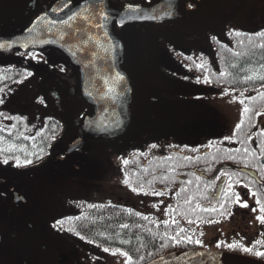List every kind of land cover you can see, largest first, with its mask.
Returning <instances> with one entry per match:
<instances>
[{"label": "flooded vegetation", "instance_id": "obj_1", "mask_svg": "<svg viewBox=\"0 0 264 264\" xmlns=\"http://www.w3.org/2000/svg\"><path fill=\"white\" fill-rule=\"evenodd\" d=\"M107 1L120 9L158 0ZM166 1L180 13L174 21L136 26V34L116 27L138 55L140 66L128 69L139 98L134 97L133 125L124 138L88 142L104 145L100 150L85 147L62 158L70 142L59 144L68 127L59 111L74 115L75 139L76 119L86 107L73 94L74 70L61 54L19 53L17 63L8 65L0 59L1 69L31 73L0 88V264H125V256L112 254L113 232L103 233L104 221L111 227L116 209L126 216L125 230L144 231L149 244L169 240L184 248L176 252H224L264 262L255 255L264 252V225L256 220L261 215L256 201L264 203V36L259 35L264 33V0ZM150 37L159 46L156 67L137 44ZM151 72L156 79L148 80ZM35 83L42 96H33ZM19 93L32 99L21 109ZM227 105L236 111L226 114ZM244 107L251 110L243 113ZM55 129L58 137L43 159L9 158L7 150L37 149ZM57 179L58 186H52ZM232 193L249 207H240ZM22 194L28 198L20 206ZM40 195L53 199L54 221L30 202ZM233 242L241 247L228 249Z\"/></svg>", "mask_w": 264, "mask_h": 264}, {"label": "water", "instance_id": "obj_2", "mask_svg": "<svg viewBox=\"0 0 264 264\" xmlns=\"http://www.w3.org/2000/svg\"><path fill=\"white\" fill-rule=\"evenodd\" d=\"M53 8L58 11L53 12ZM179 14L174 6L168 7L166 0L131 8L124 6L120 9L107 0L49 2L0 0V44L5 45L0 48L3 65L16 64L15 55L19 53L56 51L74 70L73 94L81 99L86 111L82 118L76 119L75 124L79 130L75 139L76 131H72L74 115L70 114L68 117V113L63 114L59 111L60 118L68 126L67 135L64 140H59V144L66 147L70 142L62 153V158L85 150V147L88 151L105 148L102 144L88 146V142L119 140L129 133L133 125L132 104L139 96L135 97L133 94L135 88L128 67L130 65L136 69L140 63L138 55L131 52L130 44H127L116 27H124L129 34H136V26L174 21V17ZM70 15L74 16V19L68 24L62 23ZM41 16L45 18L43 21L38 20ZM104 16L108 19L105 20ZM29 28L33 30L29 32ZM9 44L11 47H8ZM137 44L143 45L147 50L149 65L156 67L159 46L154 43V38L140 40ZM147 78L156 79L155 73L151 72ZM81 111L82 109L77 108V113ZM53 152L59 155L61 152L59 146L55 147ZM59 183L57 179L52 182V186L56 187ZM22 196H17L20 206L25 204L28 198L25 194ZM38 198H32L30 202L35 204L36 208L46 209V213L54 221L53 199L44 198L43 195ZM149 264H264V262L224 252L184 251L163 256Z\"/></svg>", "mask_w": 264, "mask_h": 264}, {"label": "trees", "instance_id": "obj_3", "mask_svg": "<svg viewBox=\"0 0 264 264\" xmlns=\"http://www.w3.org/2000/svg\"><path fill=\"white\" fill-rule=\"evenodd\" d=\"M7 68L10 67H5L2 69L0 68V88L4 89L7 86H10L9 84H7L9 83V81H25L28 79L27 73L22 71V69L19 70L15 67V70H18V73H16L17 71H6ZM34 89V97H37L38 94L40 96L43 95V92L41 91L42 88H40L37 83H35ZM28 102H32V99L30 101H27V95H22V93H19L20 109L24 106H27ZM37 102L38 101H36V104ZM26 110L27 109H25V111ZM35 111L37 112L38 110ZM57 133L58 129H55L52 130L51 133H49L48 135L42 137L39 147L37 149L30 147V149H25L24 151H12L10 149L7 150L10 154L9 158L17 159L19 162L38 161L43 159V157L47 153L48 145L50 144V142H52V139L58 137ZM43 139H45L46 141H43ZM125 217V214L117 213L116 209V213L113 217V223L111 224V227L106 221H104L105 228L103 233H107L108 230H111L113 232L116 241L114 245V250L119 249L120 251L123 250L128 252L132 258V264H147L150 259H156L162 255H166L167 253L181 251L184 249L180 246L173 245V242L169 243V240H163L159 243L153 242L149 244V238L144 231L140 229H132L126 231V228L122 227V225L128 224ZM122 241L123 247L121 246Z\"/></svg>", "mask_w": 264, "mask_h": 264}, {"label": "snow or ice", "instance_id": "obj_4", "mask_svg": "<svg viewBox=\"0 0 264 264\" xmlns=\"http://www.w3.org/2000/svg\"><path fill=\"white\" fill-rule=\"evenodd\" d=\"M64 7H67V5H64ZM129 7L131 8V6H129ZM60 10H63V9H60ZM133 10H136V9H133ZM52 11H53V12H57L58 9L53 8ZM44 19H45V18H44L43 16H41V17L38 18L39 21H43ZM73 19H74V16L70 15V16L67 18V20L62 21V23H64V24H68L69 21H71V20H73ZM104 19L107 20L108 17H107V16H104ZM49 23H55V21H49ZM122 24H123V21H121V25H122ZM100 26L102 27L103 25H100ZM33 27H35V25H33ZM32 30H33L32 28H29V29H28L29 32H31ZM259 35L264 36V33H259ZM3 47H5V45H4V44H0V48H3ZM8 47H11V45L9 44ZM33 58H35V57H33ZM197 67H202V65H198ZM221 74L224 75V73H221ZM28 75H31V73H29ZM120 79H123V77H120ZM248 79H251V77H248ZM261 79H264V77H261ZM241 95H243V93H241ZM260 96H261L262 98H264V93H260ZM2 102H3V101L0 100V103H2ZM40 103H44L43 99L40 100ZM240 103L243 104L244 101L241 100ZM250 110H251V109H250L249 107H244V108H243V113H248ZM243 123H244L243 118H241L240 123L236 124L235 129H236V132H237V133H239L240 130L242 129V127H243ZM25 139H27V137H25ZM228 139H229V141L231 142V139H232V138H231V137H228ZM152 147H155V145H153ZM245 153L247 154V149H245ZM189 159H190V158H189ZM229 159H233V158H232V157H229ZM4 162L7 163V160H5ZM28 163H31V161H28ZM244 166L247 167L248 164L245 163ZM245 187H247V185H245ZM229 189H231V184H229ZM133 191H136V189H133ZM219 191H220L221 193H223L226 197L228 196V191H226L225 189H219ZM145 194H147V193H145ZM155 194H156V195H163L162 192H156ZM252 194H253V196L256 195L255 192H253ZM232 195L235 197V202H237V203L239 204L240 207H242V208H248V207H249V205H248L247 202L242 201V198H241V196H240L239 194L232 193ZM225 203H226V201H225ZM256 204L259 206V211H260V213H261V215H257V216H256V220H258V221L260 222L261 225H264V203H262L259 199H257ZM220 207L223 208V207H224V203H221ZM208 210H209V209H205V211H208ZM212 210H214V209H212ZM256 210H257L256 208H252V209H251V211H253V212H255ZM222 214H223V213H222ZM145 219H147V217H145ZM189 223H191V221H189ZM122 227H125V228H126L127 225H122ZM181 231H184V229H181ZM81 239H83V237H81ZM189 239H190V238H189ZM122 243H123V241H122ZM196 243L199 244L200 241H196ZM256 243L259 244V243H261V242H260V241H257ZM216 246L219 248L221 245L218 243ZM226 247H227L228 249H234V248L241 247V245H239V244L236 243V242H233V243H229V244H227ZM242 250H243L244 252H248V253H251V252L253 251V249L250 248V247H243ZM103 251L108 252V251H110V249H109V248H104ZM118 252H119L120 255H123V256H125V257L127 258V260H126V264H132V259H131L130 256H128L127 253H125V252H120L119 249H116L115 251H113L112 254H113V255H116ZM255 255L258 256V257H264V252L256 251V252H255Z\"/></svg>", "mask_w": 264, "mask_h": 264}, {"label": "rangeland", "instance_id": "obj_5", "mask_svg": "<svg viewBox=\"0 0 264 264\" xmlns=\"http://www.w3.org/2000/svg\"><path fill=\"white\" fill-rule=\"evenodd\" d=\"M223 111H225L226 114H227L228 112H233V111H236V110H235L234 107L232 108V106L227 105V106L223 107ZM219 116H220V115H219L218 112H217V117H219ZM215 122L218 124V123H219V118H215ZM116 257L118 258L117 255H116ZM117 258H116V259H117Z\"/></svg>", "mask_w": 264, "mask_h": 264}]
</instances>
